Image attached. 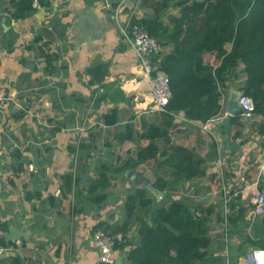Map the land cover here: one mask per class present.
Returning <instances> with one entry per match:
<instances>
[{
	"label": "crops",
	"instance_id": "crops-1",
	"mask_svg": "<svg viewBox=\"0 0 264 264\" xmlns=\"http://www.w3.org/2000/svg\"><path fill=\"white\" fill-rule=\"evenodd\" d=\"M140 1L123 3L121 22L133 10L141 15ZM8 2L0 0V224H8L3 234L12 226L26 238L14 241L12 252L0 264H99L93 231L120 226L126 197L138 187L152 198L151 210L166 206L170 199L183 200L195 211H200L201 203L208 211L213 250L218 253L221 239L222 255L226 248L228 252V240L225 244L220 233L225 202L230 215L229 203L239 196L247 212L250 197L242 192L245 183L256 181L264 187V135L256 133L263 119L238 114L241 137H231L230 118L235 116H228L227 108L233 94L238 99L242 66L238 78L232 77L224 89L220 119L210 122L207 131L176 120L168 130L172 144L194 149L205 160L207 175L161 192L151 184L150 163L121 174L115 171L129 152L149 143L138 137L142 127L162 122L145 74L120 36L113 15L116 4L36 0L38 6H32L27 18L14 21L3 11ZM203 60L214 67L219 64L213 54H205ZM96 65L104 67L99 82L87 72ZM111 111L116 112V122L106 125L103 116ZM103 172L110 179L106 198L94 201L88 185ZM135 173L150 186L145 187ZM65 175L75 180L69 192ZM219 176L222 181L216 189ZM215 192L223 198L219 225L210 219L212 208L218 209L211 198ZM135 217L126 231L129 245L116 250V258H124L136 246L141 223H150V214L144 211ZM230 227L229 222L228 239Z\"/></svg>",
	"mask_w": 264,
	"mask_h": 264
},
{
	"label": "trees",
	"instance_id": "trees-1",
	"mask_svg": "<svg viewBox=\"0 0 264 264\" xmlns=\"http://www.w3.org/2000/svg\"><path fill=\"white\" fill-rule=\"evenodd\" d=\"M33 1L9 0L3 11L14 21L24 20L34 10ZM137 9L141 15H132L131 23L142 27L159 43L160 50L150 57V62L153 74L161 72L168 77L171 99L166 112L160 115L161 123L142 127L138 137L149 143L129 152L115 171L121 174L150 163L151 184L162 192L171 185L207 175L205 160L194 149L171 143L168 130L173 127V114L182 113L186 119L200 123L217 116L224 89L232 77L238 78L240 66L242 79L238 91L252 100L253 114L263 119L256 133L264 135V0H141ZM205 54H213L219 64L214 67L205 63ZM87 72L96 75L93 82H99L104 67L96 65ZM103 121L113 125L116 112L104 115ZM230 125L234 130L231 137L240 138L238 128L243 126L240 117L230 118ZM155 140H162V146L158 147ZM63 180L67 191H71L75 183L73 176L65 175ZM109 180L103 172L88 185L87 193L94 195V201L106 198L104 190L109 187ZM152 203L146 189L136 188L124 202L122 224L105 227L111 233H122L123 240L115 245V250L123 251L129 245L126 241L129 222L136 218L138 211H144L146 216L150 214V223H141L137 230L138 242L124 254L122 264L225 263L221 253L223 243L220 242L218 253L213 250L207 210H191L183 200L172 199L166 206L151 210ZM229 208L230 232L238 231L239 227L244 230L238 231L237 244L228 245L230 264H237L252 251L264 250V214L253 225L261 232L252 235L245 232L246 210L239 196L229 203ZM7 227V223L0 224V245L13 247L14 242L4 241L3 232Z\"/></svg>",
	"mask_w": 264,
	"mask_h": 264
},
{
	"label": "built area",
	"instance_id": "built-area-1",
	"mask_svg": "<svg viewBox=\"0 0 264 264\" xmlns=\"http://www.w3.org/2000/svg\"><path fill=\"white\" fill-rule=\"evenodd\" d=\"M131 1V0H129ZM34 6H38L36 0L33 1ZM124 7L123 2H120L116 5L113 10L114 19L118 24V29L122 41L133 51L136 59L139 62L141 69L143 70L145 77L147 79L149 91L153 97L156 109L159 113L166 112V107L171 99V92L169 89V79L168 77L161 73H154V67L150 62V57L156 54L160 50L159 43L139 25L132 24L131 18L134 14V10L129 13V16L124 21H120L121 9ZM224 96H221L220 105L223 104ZM238 105L241 108L240 115L245 119H251L253 117V102L252 100L239 93L238 95ZM174 120L198 126L203 131L208 130V124L212 121H217L220 118L215 116L212 119L208 120L205 123L200 125L197 122L190 121L186 119L182 114H173ZM242 192L246 196L250 197V201L247 205V212L245 214V220L250 224V226L264 214V187H259L258 182H249L245 183ZM229 210L227 209V203L225 202L224 210L222 214V222L220 226V233L222 235L223 241L227 242L228 240V231H229ZM123 240V235L120 232L111 233L104 229H96L92 234V243L98 252V263L99 264H114L116 260L115 255V245ZM11 246H2L0 245V259L12 252ZM264 252V250H254L251 252V257L246 255L241 259L240 264H260L261 260H264V257L259 256V253ZM227 248L225 250V264H230V261L227 258Z\"/></svg>",
	"mask_w": 264,
	"mask_h": 264
},
{
	"label": "water",
	"instance_id": "water-1",
	"mask_svg": "<svg viewBox=\"0 0 264 264\" xmlns=\"http://www.w3.org/2000/svg\"><path fill=\"white\" fill-rule=\"evenodd\" d=\"M107 3L109 5H114L117 4L123 0H106ZM126 2V0H124V3ZM128 2V1H127ZM131 2V1H130ZM241 108L238 105L237 102V94H233L231 96V99L228 103V108H227V114L228 116H237L238 114H240ZM228 118L225 120L224 126H225V130L228 131L229 129V122H228ZM135 175L138 176L139 180L143 182V184L145 185V187H149L150 186V182L147 179H143V177H140L138 174L135 173ZM134 175V176H135ZM153 190V189H152ZM158 197H161V193L157 192ZM4 237V241L6 244H8L9 242H14L16 240H18L19 238H26L25 233H23V235L21 233H19V231L17 229H15L14 227L10 226L8 231L6 233L3 234ZM249 257H251V254H248ZM122 257H118L116 258L114 264H122Z\"/></svg>",
	"mask_w": 264,
	"mask_h": 264
},
{
	"label": "rangeland",
	"instance_id": "rangeland-1",
	"mask_svg": "<svg viewBox=\"0 0 264 264\" xmlns=\"http://www.w3.org/2000/svg\"><path fill=\"white\" fill-rule=\"evenodd\" d=\"M171 12L173 13V10H171ZM222 173V172H221ZM218 174V173H217ZM242 178H244V177H242ZM219 182H218V184H216V185H214V187H216V189H217V185H220V183H221V181H222V176H219ZM216 195H217V193L215 192V194H212L211 195V198H213V200H216L217 201V204H216V206L218 207V209L217 210H214V208H212L213 210H212V215H211V217H210V219L213 221V222H218V225H219V221H216L217 220V218H218V215H219V217H220V214H221V212H222V210H223V198H220V197H216ZM249 201H250V199H248ZM247 200V202H249ZM250 204V203H249ZM197 208H199V209H206V208H204L203 206H202V204L201 203H199V205H197ZM215 214H217V216L215 215ZM207 216V215H206ZM246 222V221H245ZM247 223V222H246ZM248 224V227H246L245 225V232L246 233H251L252 235H255V234H258V233H260L261 231L259 230V228L258 227H250V224L249 223H247ZM256 224V223H255ZM231 228V227H230ZM249 228H251V229H249ZM210 230V229H209ZM238 231H241V232H243L244 230H242V228L241 227H239V229H238ZM238 231H233L232 233H230V235H229V239H228V245H234V244H237V239H238V234H239V232ZM220 242H221V239H220ZM221 244H222V242H221ZM221 253H223V252H221ZM224 256H225V254H223Z\"/></svg>",
	"mask_w": 264,
	"mask_h": 264
},
{
	"label": "clouds",
	"instance_id": "clouds-1",
	"mask_svg": "<svg viewBox=\"0 0 264 264\" xmlns=\"http://www.w3.org/2000/svg\"><path fill=\"white\" fill-rule=\"evenodd\" d=\"M121 2L124 3V0L121 1ZM119 3H120V2H119ZM117 4H118V3H117ZM117 4H116V5H117ZM133 15H134V14H133ZM161 114H162V113H161ZM180 114H181V113H180ZM182 115H183V114H182ZM173 119H174V118H173ZM197 215H199V214H197ZM260 217H261V216H260ZM260 217H259L257 220H259ZM255 222H256V221H255ZM255 222H254V223H255ZM247 223H248V222H247ZM254 223H253V224H254ZM253 224H252V225H253ZM252 225H251V226H252ZM251 226H250V227H251ZM104 230H105V229H104ZM93 232H94V231H93ZM92 234H93V233H92ZM115 251H116V250H115ZM227 254H228V252H227ZM249 254H251V253H249ZM247 255H248V254H247ZM259 256L264 257V252L259 253ZM223 257H225V256L223 255ZM260 264H264V260H261Z\"/></svg>",
	"mask_w": 264,
	"mask_h": 264
}]
</instances>
